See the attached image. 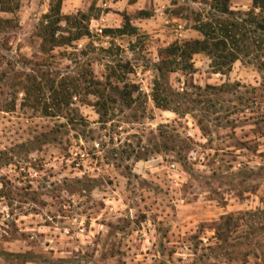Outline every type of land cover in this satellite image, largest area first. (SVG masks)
<instances>
[{
	"label": "rangeland",
	"instance_id": "374dc122",
	"mask_svg": "<svg viewBox=\"0 0 264 264\" xmlns=\"http://www.w3.org/2000/svg\"><path fill=\"white\" fill-rule=\"evenodd\" d=\"M209 3L0 0V264H264V50L167 72Z\"/></svg>",
	"mask_w": 264,
	"mask_h": 264
},
{
	"label": "trees",
	"instance_id": "16d2710c",
	"mask_svg": "<svg viewBox=\"0 0 264 264\" xmlns=\"http://www.w3.org/2000/svg\"><path fill=\"white\" fill-rule=\"evenodd\" d=\"M62 0H52L48 18L60 17V4ZM55 2V3H54ZM131 3L134 0H130ZM252 9L248 11L234 12L230 9V0H210L209 9L206 13H197L194 29L201 35V39L187 41L181 45H173L170 49L172 62L176 68H170L167 72L176 70L186 71L192 68L190 60L196 54H204L210 60V67L215 73H224L240 57L248 55L249 50H264V0H252ZM126 20V17L124 18ZM128 23V22H126ZM259 31V33H258ZM114 33L116 35L133 34L135 28L125 24L123 28L104 31V33ZM258 33L256 37L254 34ZM54 36V30L51 29L48 34ZM82 33H76L73 40L79 39ZM64 41H58L55 46H61ZM159 72L160 69H157ZM41 79V78H40ZM42 79L40 82L33 78L28 79L22 84L25 95L26 105L29 100L34 101V97L43 88ZM92 88V85H90ZM53 86H50V89ZM135 88V87H134ZM116 89V88H114ZM94 92L97 94L98 92ZM54 93V92H53ZM62 95V102L69 99L73 94L63 91L56 94ZM158 96L153 97V101L159 107H163L157 100ZM166 104V100H162ZM180 107V103H177Z\"/></svg>",
	"mask_w": 264,
	"mask_h": 264
}]
</instances>
